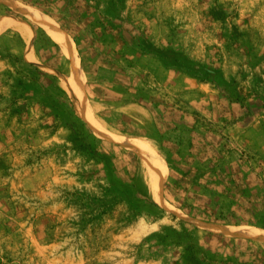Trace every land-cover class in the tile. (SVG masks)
<instances>
[{
  "label": "rangeland",
  "instance_id": "1",
  "mask_svg": "<svg viewBox=\"0 0 264 264\" xmlns=\"http://www.w3.org/2000/svg\"><path fill=\"white\" fill-rule=\"evenodd\" d=\"M13 5L69 38L80 99L64 48ZM0 25V264H238L264 249L236 233L264 231L256 211L219 209L225 182L255 191L264 170V0H0ZM123 138L162 156L159 200Z\"/></svg>",
  "mask_w": 264,
  "mask_h": 264
},
{
  "label": "bare ground",
  "instance_id": "2",
  "mask_svg": "<svg viewBox=\"0 0 264 264\" xmlns=\"http://www.w3.org/2000/svg\"><path fill=\"white\" fill-rule=\"evenodd\" d=\"M14 8L21 11L24 15H26L30 20L37 23L39 26L44 28L47 33L54 38L59 44L64 48V51L68 54L69 58H71L73 62V70H74V76L76 77V82L72 83V89L75 90L77 93V97L80 99L81 95L79 94V87L81 86V78H80V68L78 65V60L76 57H74V50L71 48V42L69 38L65 35H63L57 28L56 24L52 22L47 17L40 15L39 13L33 12L32 10L24 7H20L19 5H13ZM7 24L6 22L4 23ZM0 25V29H1ZM28 35V38L32 37V32L29 30V32H26ZM70 44V46H68ZM72 94V93H71ZM79 101V100H78ZM121 137V136H120ZM122 139V138H121ZM124 139V138H123ZM123 141L126 144L131 145L134 148H138L141 150V152L144 153V157L146 158L147 163V169L149 170L150 175V188L153 195V198L155 200H159V182L161 183L163 179L166 176V167L164 160L162 156L155 150L151 148V146L144 142V141H133L129 139L120 140ZM137 149V150H138ZM159 181V182H158ZM161 185V184H160ZM236 229V228H235ZM236 233L239 235H243L251 238H255L258 240H264V231L257 230L255 228H238L236 229Z\"/></svg>",
  "mask_w": 264,
  "mask_h": 264
},
{
  "label": "trees",
  "instance_id": "3",
  "mask_svg": "<svg viewBox=\"0 0 264 264\" xmlns=\"http://www.w3.org/2000/svg\"><path fill=\"white\" fill-rule=\"evenodd\" d=\"M50 5V4H48ZM91 148L90 145L87 146ZM217 155H221L218 153ZM216 160L213 163H216L217 166L220 165V162L217 161L218 157H215ZM220 160H223V157H220ZM222 169V167L220 168ZM221 182L224 183L226 176L233 174L220 172ZM258 188L254 191L247 192L249 187L248 183H245L242 180H235L232 176L231 180L225 182L223 189L221 190V195L224 198L220 209V217H226L234 213L232 206L236 208L249 211L250 209L256 211L258 216V223L264 227V170L257 178ZM246 197V199H244ZM238 260V264H264V249H258L255 252H250L248 254L247 260Z\"/></svg>",
  "mask_w": 264,
  "mask_h": 264
}]
</instances>
